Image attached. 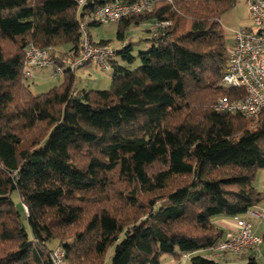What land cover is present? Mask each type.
<instances>
[{"label":"trees","instance_id":"1","mask_svg":"<svg viewBox=\"0 0 264 264\" xmlns=\"http://www.w3.org/2000/svg\"><path fill=\"white\" fill-rule=\"evenodd\" d=\"M151 1L118 22L116 39L131 25H170L156 38L149 27L150 47L136 55L130 41L114 49L108 89L78 90L66 69L33 94L25 48L51 47L63 67L78 56L80 23L113 0H0V264H52L55 247L65 264L213 254L226 237L212 220L250 222L264 202L253 185L264 171V110L251 119L215 110L218 97L241 94L221 83L232 43L220 19L237 0ZM255 230L264 252V227ZM258 250L241 253L245 264H259Z\"/></svg>","mask_w":264,"mask_h":264},{"label":"built area","instance_id":"2","mask_svg":"<svg viewBox=\"0 0 264 264\" xmlns=\"http://www.w3.org/2000/svg\"><path fill=\"white\" fill-rule=\"evenodd\" d=\"M254 28L239 27L233 32L232 47L228 54L221 83L224 88L240 91L234 99L227 96L217 98L215 110L221 113L239 114L246 118H256L264 110V0H244ZM82 0H79L81 3ZM153 8L151 0H130L102 5L93 17H86L79 25L80 50L78 56L65 63L63 67L54 63L53 49L37 48L28 45L25 48L23 63V83L32 80V73L37 69L51 68V77L63 76L66 69L74 71L87 63H93L103 71L109 70V60L114 56V49L92 42L86 31L91 20L100 25H110L131 15L150 12ZM170 25L168 22L154 23L150 26L149 36L157 37V31ZM249 215L263 220L264 210L249 211ZM237 231L226 236L213 250V254L231 253L239 255L246 250H258L263 240L251 222L235 218ZM52 264H65L64 253L55 247L49 254ZM183 258H189L184 256Z\"/></svg>","mask_w":264,"mask_h":264},{"label":"rangeland","instance_id":"3","mask_svg":"<svg viewBox=\"0 0 264 264\" xmlns=\"http://www.w3.org/2000/svg\"><path fill=\"white\" fill-rule=\"evenodd\" d=\"M220 23L227 46H230L232 43L233 32L239 27L254 28L244 0H237L234 7L221 16ZM149 27L150 25L148 26V23L147 25L141 23L140 25H131L125 30V41H130L131 43L135 44L132 51L133 55H136L138 52L145 51L150 47V44L145 41V39L148 37L147 30H149ZM117 30L118 23L86 27V31L88 32V36L91 41H108V46L113 49H119L118 47H120L122 44V42L116 39ZM56 50L59 53L65 52V48L63 47H58ZM116 60L121 62L118 58H116ZM137 65L138 62L132 65L131 69L137 67ZM51 74L52 71L50 67L42 70H34L32 73V80L28 81L27 83L29 84L30 91L33 94H41L54 86H58L62 82V79H54L51 77ZM74 74L76 77L75 84L78 90H106L110 87L111 71H103L100 67L93 63H91V65H85L76 69ZM253 185L259 192L264 191V171H259L257 173V177ZM255 210H264V202L259 204L258 208ZM250 222L252 223L253 228L257 229L258 233L262 231L264 227L263 221H260L258 218H250ZM262 255L263 256L259 257L258 259L259 264H264V252H262Z\"/></svg>","mask_w":264,"mask_h":264},{"label":"crops","instance_id":"4","mask_svg":"<svg viewBox=\"0 0 264 264\" xmlns=\"http://www.w3.org/2000/svg\"><path fill=\"white\" fill-rule=\"evenodd\" d=\"M144 24L147 25V22ZM148 26H149V23H148ZM125 42L126 41H124L123 43ZM123 43L121 44V46L123 45ZM212 222L217 228L221 229L224 232V237L234 234L237 231L236 224H235V218L217 217V218H214ZM260 252H262L261 248L258 250V254ZM194 255H201V256L213 259L215 261H218L220 264H245L246 259H247V253H243L239 255H231V254L225 253L222 256V255H217V254H210V252L208 251H199L197 253L189 255V258H182L179 261L174 260L173 258H170V257H164L161 261V264H191L190 259Z\"/></svg>","mask_w":264,"mask_h":264}]
</instances>
